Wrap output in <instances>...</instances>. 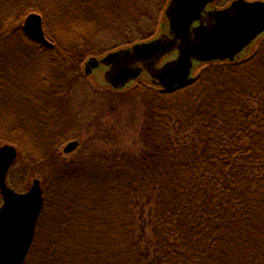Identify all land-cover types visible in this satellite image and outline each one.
I'll list each match as a JSON object with an SVG mask.
<instances>
[{"label": "trees", "instance_id": "trees-1", "mask_svg": "<svg viewBox=\"0 0 264 264\" xmlns=\"http://www.w3.org/2000/svg\"><path fill=\"white\" fill-rule=\"evenodd\" d=\"M29 3L0 0V40L24 51L16 66H8L13 54H0V144L34 159L36 148L14 134L31 130L44 148L73 133L75 121L58 108L67 73H78L88 51L79 36L96 37L115 19L99 20V0H68L55 19L58 38L45 27L56 44L48 48L24 31L28 14L21 20L18 12ZM151 3L161 10L165 1ZM36 10L47 25L46 11ZM258 42L246 58L206 65L175 91L137 85L144 95L132 118L143 114L137 145L87 154L85 144L71 160L53 150L44 179L53 201L45 196L24 264H264V36ZM23 69L32 76L21 78ZM53 99L57 109L47 114ZM45 123L54 128L42 130ZM82 186L91 195L85 203L74 199ZM47 204L57 208L50 221Z\"/></svg>", "mask_w": 264, "mask_h": 264}, {"label": "water", "instance_id": "water-1", "mask_svg": "<svg viewBox=\"0 0 264 264\" xmlns=\"http://www.w3.org/2000/svg\"><path fill=\"white\" fill-rule=\"evenodd\" d=\"M214 0H170L165 11L168 35L109 52L103 57L92 56L85 62V74L90 75L100 65L111 66L101 75V82L114 88H124L147 70L153 83L172 92L195 80L196 63L231 62L264 34V0H233L224 9L206 12ZM207 18H203V13ZM198 23V25H195ZM24 31L33 40L53 48L45 34L43 17L31 12L24 21ZM178 50L175 58H164ZM142 62L144 68L127 69L125 61ZM14 144L0 146V264H24L33 243L41 214L44 195L41 180L35 178L26 191L8 185L7 177L18 159Z\"/></svg>", "mask_w": 264, "mask_h": 264}, {"label": "rangeland", "instance_id": "rangeland-1", "mask_svg": "<svg viewBox=\"0 0 264 264\" xmlns=\"http://www.w3.org/2000/svg\"><path fill=\"white\" fill-rule=\"evenodd\" d=\"M164 1L165 4L163 5V8L158 10L153 6L151 0H99V2H102L101 4L103 7L97 10L100 14L98 15L99 20L110 17V19H115L113 20L115 22L113 23L112 21L110 27L106 28V30L101 29L102 31L96 37L94 35L84 36L82 34L79 36L81 41L84 39L83 42L87 43L84 47H86L88 51L85 54L83 62L78 65V73H67L68 90L66 91L64 102H61L63 107L58 108V111L61 112V117H64L67 120L73 119V121H75L71 128L73 133L71 135L69 134L70 136L67 138L60 139L57 142L55 141L52 145L49 143L44 144V148L43 146L34 145L32 143L30 139V137L33 136L31 130L26 129L24 132H18L16 135L14 134V137H17L18 139L24 138L26 140V146L30 150H32L33 147L36 148L33 152L35 155L33 156L34 159H31L29 153H26L24 149L19 148L14 143H10L18 148L19 155L17 162L10 169L9 175H11L13 181L21 186V190H28L32 185L33 180L39 178L43 188L44 199L47 198L48 200L53 201L54 191L53 194L50 193L52 181L47 182V180H44L47 173L50 172L48 165L54 160V156L52 155L53 150L59 154L60 158L71 160L76 157L80 151L82 152L85 148V144H87L88 148L86 150L87 154L97 153L105 148L108 150H122L137 145L136 137L134 135L140 128L143 114L139 112L140 114L138 115L136 122H133L132 118L133 115H135L136 104L141 102L142 99L144 100V95H142L141 90H136L135 87L137 85L152 86L150 78L144 75L136 81L133 86L129 85L125 89L119 90L108 85L105 86L99 84L97 81V74L87 76L84 72V62L90 56L102 57L108 52L128 47L136 42L149 41L158 37L161 33L167 32L169 25L167 18L164 15V10L169 0ZM232 1L233 0H221L217 6L220 8L229 3L231 4ZM66 6L68 8V0H31V3L28 5L29 9L25 11L22 10L20 13L18 12V15L19 17H22L30 12H39L36 9H43L47 13L45 17L47 25H45L43 21L44 29L47 27V32H49L51 36L57 37V35H54L57 33L58 29L55 19L57 18V15L63 11L62 8L65 9ZM145 12L150 15L149 17L152 20H150L148 16H144ZM4 14L5 13L1 11L0 4V18H4ZM141 15L144 18H142ZM24 16L21 20H23ZM1 27H4V25L0 24V28ZM47 38L50 40L48 36ZM77 38L78 37H76V39ZM50 41L54 43L55 47V42L52 39ZM258 44L259 42L252 43L244 52V56L247 57L252 54L257 49ZM22 45L21 42L15 40H0V54L4 55V53H6L14 55L12 56L13 59L11 58L13 61L11 60L8 66H16L15 59L18 58L17 56L24 53ZM90 50L91 52H89ZM8 56L5 57L7 60ZM175 57L176 53L165 57L163 61ZM203 67H205V65L201 67L197 66L195 75H197ZM11 69L13 68L11 67L9 71ZM19 72H21V70H19ZM79 75L82 76V78H79ZM28 76L31 77L32 74L29 73L27 69H23V73L21 72V78H26ZM35 102L44 108L41 99L37 98L35 99ZM47 104L49 106L51 105L49 109V106L45 108L48 109L45 110L47 114L54 107L56 111L57 108L54 99L47 102ZM64 123L67 124V126L69 125V121H65ZM63 124L61 125L62 127H67L63 126ZM41 126L43 127L42 130L46 132L49 129L54 128L48 123ZM119 129L122 130V135L119 134ZM48 139V134L45 133L42 135L43 143ZM1 145L3 144H0V146ZM8 185L13 187L10 178H8ZM83 186L79 189V192L75 194L74 199L77 202L85 203L91 198V195H89L88 192L84 195L82 194ZM68 199L70 200L71 196L68 197ZM2 203L3 197L0 192V205ZM52 206L53 205L50 207L47 204V209H45L44 216L47 220L49 217V221L51 218V212L54 214L56 212L55 210H57L55 206L54 208H52Z\"/></svg>", "mask_w": 264, "mask_h": 264}, {"label": "flooded vegetation", "instance_id": "flooded-vegetation-1", "mask_svg": "<svg viewBox=\"0 0 264 264\" xmlns=\"http://www.w3.org/2000/svg\"><path fill=\"white\" fill-rule=\"evenodd\" d=\"M219 1H221V0H214L212 3L208 4V5L206 6V10H207L206 12L211 11V10H216V9H224V8H227V7L230 5V3H229L228 5L219 8V7L217 6V4L219 3ZM169 4H170V0H169V2L167 3V6H166V8H165V10H164V15H165V11H166L167 7L169 6ZM206 12L203 13V18H204V19L207 18V13H206ZM195 25H198V23H195ZM163 34L168 35V34H169V33H168V30H167V32H163V33H161V35H163ZM118 50H119V49H118ZM177 52H178V50L175 49L172 53L168 54V56L171 55V54L173 55L174 53L177 54ZM244 57H245V56H244ZM164 62H165V61H164ZM164 62H163V63H164ZM84 64H85V63H84ZM124 64H125V66L127 67V69H136L137 65H138L139 68H144V67H145L144 64H143L142 62L137 63L136 60H135V61L130 60V61H128V62L125 61ZM161 64H162V61H161ZM196 64L199 65V63H196ZM110 67H111V66H108V65H104V64H102V65H100V67L98 68L99 71L97 72V73H98V74H97V81H98L100 84H103V85H104V83L101 82V75L104 74L107 70H109ZM145 74H146V75H149V77H150V79H151V83H152L153 85H156V84L153 83V80H152L151 75H150V74L148 73V71L145 70V68H144V70L141 72V74L138 76V78H136L135 80H132L130 83L126 84V86L135 83V82L139 79L140 76L142 77V76H144ZM110 85H111V84H110Z\"/></svg>", "mask_w": 264, "mask_h": 264}]
</instances>
